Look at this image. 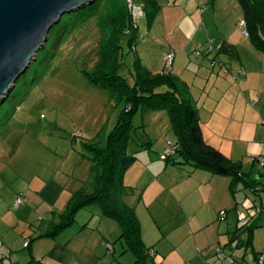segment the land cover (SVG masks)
<instances>
[{
  "label": "rangeland",
  "instance_id": "rangeland-1",
  "mask_svg": "<svg viewBox=\"0 0 264 264\" xmlns=\"http://www.w3.org/2000/svg\"><path fill=\"white\" fill-rule=\"evenodd\" d=\"M133 1L138 6L144 5V0ZM184 1L156 0L158 10L153 19L149 20L145 14V17L136 22L138 28L133 47L129 46L131 34H123L120 42L122 66L119 73L130 85L134 84L138 64L148 71L145 64L150 57V62L154 64L162 60V52L169 47L167 40L176 32ZM236 1L240 7L239 1ZM126 5V0H96L94 14L76 20L74 26L62 32L56 42L52 43L53 48L50 49L47 60L33 67L2 104L0 196L1 193L7 195V192L17 191L13 207L25 208V213L20 217H30L19 218L17 221L30 225L31 234L25 229L23 237L14 235L16 239L22 240L16 246L14 254L27 253L23 247L35 231L36 238L41 239L39 236L45 232L48 222H60L59 213L52 212L54 207L62 205L64 197L71 199L89 181L91 161L86 145L99 144L116 122L117 110L112 93L89 84L88 75L94 69L99 47L104 39L103 32L107 23L104 20L117 16ZM205 7L201 5L197 11ZM225 9L223 10L228 12ZM226 22L221 33L229 26V21ZM217 25L220 28L221 22L218 21ZM217 25L210 27L212 32H218ZM237 31L242 36L238 28ZM132 124L138 133L128 142L127 152L136 159L124 173L122 202L133 209H137L140 202L147 215H144L145 218L138 216V219L145 229L147 239L152 240L157 236L163 242L167 239L164 236L171 234L172 239L181 228L182 219L175 213L177 203L173 199L171 202L166 199L157 200L146 208L141 201L142 197L146 189L147 194L156 192L160 183L157 179L169 185L167 177L171 176L178 181L177 186L190 181L181 180V169H175L170 174L163 172L166 161L161 154L168 142H175L167 108L145 112L138 108ZM145 141H149L150 145L140 147ZM151 158L155 160L151 162ZM246 167L243 170L250 174L252 181L264 175V167L257 162ZM263 180L255 183L256 192L246 188L242 181L236 183L237 202L233 205L236 207L232 206L228 212L230 217L243 219L254 214V211L258 213L257 209L262 204L260 202L264 203ZM263 213L264 207L260 214ZM79 227H86L83 233L86 231L91 237L85 240L90 248L86 247L84 250L89 249L86 254L90 253V257L84 264H143L136 263L134 254L123 245L119 224L104 217L95 204L80 209L74 223L63 229L57 238L61 239L79 230ZM101 229L107 233L106 240L100 234L103 233ZM10 236H13L11 231L4 234L0 228V239H11ZM154 253L155 250L151 249L153 255H150L148 263L161 264L164 258L161 254L154 257ZM7 264L12 263L7 260Z\"/></svg>",
  "mask_w": 264,
  "mask_h": 264
},
{
  "label": "crops",
  "instance_id": "crops-1",
  "mask_svg": "<svg viewBox=\"0 0 264 264\" xmlns=\"http://www.w3.org/2000/svg\"><path fill=\"white\" fill-rule=\"evenodd\" d=\"M201 5L206 7L197 11ZM222 12L225 13L220 16ZM240 19H243V13L236 0H185L176 32L167 40L169 47L162 52V60L154 64L150 57L145 66L153 74L170 73L185 85L182 95L189 98L198 111L204 141L230 160L241 162L245 168L255 165L257 157H264V52H260L250 39L240 36L236 26ZM226 21L229 26L221 33ZM213 24L217 25L218 32L211 31ZM218 44H222L218 54L207 53L208 46L215 49ZM169 52L174 53V59L166 66L164 56ZM213 59L220 63L211 65ZM186 168L188 170H183ZM175 169L183 171L181 180L190 182L177 186L178 181L171 176L167 177L169 185L157 179L160 183L156 192L147 194L146 189L141 201L149 208L157 200L171 202L173 199L177 203L175 213L182 219L181 228L173 236L174 240L170 234L164 236L167 239L162 242L157 236L147 239L140 223L145 247L155 250L154 257L162 255L164 261L161 264H256V257L264 253V213L257 215L254 222L256 228L251 235V248L238 249L235 243H229L240 221L228 214L237 202V197L232 195L231 178L188 165L167 163L163 172L170 174ZM16 192L1 193L0 196V228L4 234L7 231L13 233L11 239H0V262L84 264L88 261L90 253L86 254V251L89 249L84 248H90L85 240L91 237L88 232L83 233L86 227H79L61 239L57 236L38 239L35 231L28 237L27 247L23 242L27 253L14 254L16 246L22 243L14 235L23 237L25 229L30 233V225L17 222L19 218L30 217H20L25 208L13 207ZM69 199L64 197L62 205L54 207L52 212L59 216L63 214ZM260 199L262 201L261 196ZM260 203L263 208L264 203ZM136 208L137 217L145 218L147 214L140 202ZM221 211L226 213L224 220L219 218ZM153 216L156 217L154 212ZM54 223L48 222L40 236ZM101 230L103 233L100 234L106 240L107 233ZM76 237L78 239L74 240Z\"/></svg>",
  "mask_w": 264,
  "mask_h": 264
},
{
  "label": "trees",
  "instance_id": "trees-1",
  "mask_svg": "<svg viewBox=\"0 0 264 264\" xmlns=\"http://www.w3.org/2000/svg\"><path fill=\"white\" fill-rule=\"evenodd\" d=\"M238 1L243 19L247 23L250 40L260 52H264V0ZM94 6L95 1L63 16L60 23L51 30L46 46L37 55L39 60L36 59L32 63L19 81L33 67L47 60L50 49L53 48L52 45L62 32L74 26L77 23L76 20H82L94 14ZM142 7L148 19L152 20L158 10L156 0H144ZM104 21H107L103 32L104 39L100 44L94 69L88 75V82L112 93L114 106L117 110L116 122L113 128L105 133L99 144L86 145L91 161L90 177L86 187L72 195L65 211L60 215V222L52 224L48 232L39 237L53 238L57 236L63 229L74 223L76 213L80 209L95 204L101 209L104 217L119 224L120 239L123 241V245L134 254L136 263L150 264L148 259L149 251L152 248L145 247L142 242L140 222L135 209L122 202L124 173L136 159L134 155L128 154L127 144L138 133L137 128L132 124V118L138 108H141L143 112L157 108L168 109L172 129L175 133L177 152L174 157L165 160L167 164L188 165L193 169L205 170L213 175L229 176L232 180L231 190L234 197L236 194L234 186L237 182L242 181L246 188L255 191V183H260L264 179V175L252 181L250 174L243 170L241 162L230 160L204 141L198 111L190 99L182 95L185 85L177 77L170 73L153 74L137 63L135 81L133 85H130L119 73L122 66L120 42L126 32V34H131L129 46L133 47L138 27H134L127 5L117 16ZM148 145L150 142L145 141L140 144V147ZM262 183L264 184V180ZM260 209L262 211V207ZM261 211L250 217L247 224L241 227L238 225V228L232 233L233 236L229 243H235V247L238 249H250L251 235L256 228L254 222Z\"/></svg>",
  "mask_w": 264,
  "mask_h": 264
},
{
  "label": "water",
  "instance_id": "water-1",
  "mask_svg": "<svg viewBox=\"0 0 264 264\" xmlns=\"http://www.w3.org/2000/svg\"><path fill=\"white\" fill-rule=\"evenodd\" d=\"M96 0H0V106L63 16Z\"/></svg>",
  "mask_w": 264,
  "mask_h": 264
},
{
  "label": "built area",
  "instance_id": "built-area-1",
  "mask_svg": "<svg viewBox=\"0 0 264 264\" xmlns=\"http://www.w3.org/2000/svg\"><path fill=\"white\" fill-rule=\"evenodd\" d=\"M126 4H127L128 12H129V14L131 16L132 22L134 24V27H136L137 26V24H136L137 20L142 19L143 17H145V11H144L142 6L136 5L133 0H126ZM237 28L240 31L242 36H244L246 38H249V33H248V30H247V23H246V21L244 19H240L238 21ZM221 48H222V44H218L215 49H213L212 47L208 46L207 53H215V55H216V54H218L221 51ZM173 59H174V53L173 52L167 53L166 56H165L166 65L170 66L172 61H173ZM218 63H220L219 60L213 59L212 62H211V65L214 66L215 64H218ZM238 73H241V71H238ZM176 152H177L176 143L175 142L174 143L168 142L166 148L163 150V152L161 154L162 155V159L166 160V159L172 158V157H174L176 155ZM256 162L264 167V157L263 156L262 157H257L256 158ZM17 203L19 204L20 201H17ZM260 211H261V209H260V207H258L257 212L259 213ZM255 214H257V213L254 211V214L252 213L251 215L246 216L243 219H240L238 225L241 227V226L247 224L248 219L250 217H252L253 215H255ZM225 216H226V213L224 211H221L219 213V218L220 219L225 218ZM27 245H28V243L25 244V246H27ZM219 252H221V249H220ZM149 255H153V254H151V250L149 251ZM256 263L257 264H264V253H261V254H259L256 257ZM0 264H3V263H0Z\"/></svg>",
  "mask_w": 264,
  "mask_h": 264
}]
</instances>
